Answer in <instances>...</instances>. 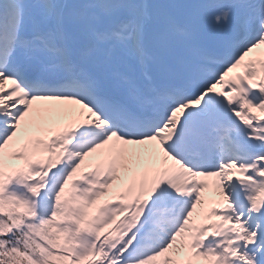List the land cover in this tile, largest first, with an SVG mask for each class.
Segmentation results:
<instances>
[{"label":"snow or ice","instance_id":"snow-or-ice-1","mask_svg":"<svg viewBox=\"0 0 264 264\" xmlns=\"http://www.w3.org/2000/svg\"><path fill=\"white\" fill-rule=\"evenodd\" d=\"M0 264H264V0H0Z\"/></svg>","mask_w":264,"mask_h":264}]
</instances>
